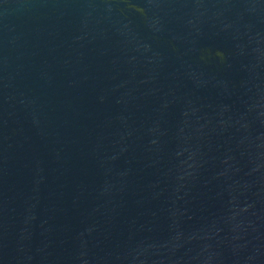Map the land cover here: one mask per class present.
Segmentation results:
<instances>
[{"label":"water","instance_id":"water-1","mask_svg":"<svg viewBox=\"0 0 264 264\" xmlns=\"http://www.w3.org/2000/svg\"><path fill=\"white\" fill-rule=\"evenodd\" d=\"M0 264H264V0H0Z\"/></svg>","mask_w":264,"mask_h":264}]
</instances>
